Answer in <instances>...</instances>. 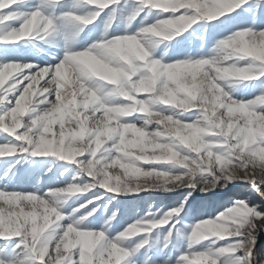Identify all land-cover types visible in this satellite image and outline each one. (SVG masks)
Masks as SVG:
<instances>
[{
  "label": "snow or ice",
  "instance_id": "1",
  "mask_svg": "<svg viewBox=\"0 0 264 264\" xmlns=\"http://www.w3.org/2000/svg\"><path fill=\"white\" fill-rule=\"evenodd\" d=\"M262 238L264 0H0V264H264Z\"/></svg>",
  "mask_w": 264,
  "mask_h": 264
},
{
  "label": "rangeland",
  "instance_id": "2",
  "mask_svg": "<svg viewBox=\"0 0 264 264\" xmlns=\"http://www.w3.org/2000/svg\"><path fill=\"white\" fill-rule=\"evenodd\" d=\"M233 193L237 196V197H247L249 199H251L253 202L258 203L259 200L257 197H255V195L253 193H251L248 189L244 188V187H238L233 189ZM173 194H156L157 196V200H155L154 202L156 203H169L171 202V199H169L168 197L172 196ZM229 197H223L221 198L223 201H226ZM126 201L129 200V198H124ZM147 203V198L144 201H138V200H133L131 202H127L125 203L122 207L124 209V219L125 220H129L131 218V216L133 215L132 209L136 208L137 206H143L144 204ZM261 247H264V238L261 239L260 242Z\"/></svg>",
  "mask_w": 264,
  "mask_h": 264
}]
</instances>
